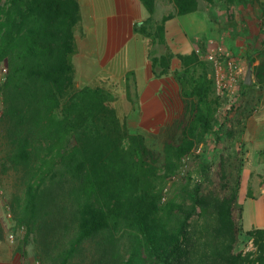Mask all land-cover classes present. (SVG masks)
<instances>
[{"label":"trees","instance_id":"16d2710c","mask_svg":"<svg viewBox=\"0 0 264 264\" xmlns=\"http://www.w3.org/2000/svg\"><path fill=\"white\" fill-rule=\"evenodd\" d=\"M141 1L150 17L134 30L164 49L160 56L150 50V57L154 75H167L173 55L165 23L174 14L154 20L158 0ZM172 2L178 15L200 9V0ZM81 12L79 0H0V66L7 67L0 95L8 113L22 117L7 139L1 130L0 172L12 171L9 205L13 233L24 230L22 256L32 242L38 264H264V227L245 231L255 249L238 250L244 160L227 173L221 161L213 173L212 161L196 152L207 135L219 142L236 112L243 121L254 112L251 90L264 87V75L252 84L241 80L226 101L215 93L197 38L196 49L179 55L181 66L173 71L179 115L161 126L130 125L134 70L121 75L122 95L113 73L103 71L98 84L96 69H89L76 80ZM109 79L116 83L108 85ZM210 182L218 193L205 190ZM199 217L201 228L194 224Z\"/></svg>","mask_w":264,"mask_h":264},{"label":"crops","instance_id":"0c3cea01","mask_svg":"<svg viewBox=\"0 0 264 264\" xmlns=\"http://www.w3.org/2000/svg\"><path fill=\"white\" fill-rule=\"evenodd\" d=\"M79 1L82 10V34L79 36V52L74 64L84 65L82 61H86L87 64L93 60L95 64L110 65L112 62L111 65H127L125 70L135 71L138 91L135 101L140 99L145 105L151 101L161 104L159 115L164 114V99H162L160 91L170 86L171 81L174 80L173 71L181 66L179 55L192 53L196 49L195 40L197 38L206 34H214L217 27L221 30L223 28L221 23L223 21H216L208 10L209 8L199 9L197 12L187 15H178L172 0H165L166 4L162 2L163 0H158L153 15L154 20H161L164 15L169 13H173L174 16L165 23L166 49L170 50L173 55L172 68L169 74L157 77L153 73L150 50H155L153 51L154 56H160L164 50H157V47L161 46L160 44L156 43L151 46L150 38L134 30V25L137 22L150 17V13L141 0ZM260 3L264 8V0H260ZM262 19L264 18L262 17ZM262 19L252 22L254 30H251V36H255L256 39H258L256 35L261 34V31L264 30ZM228 24L230 23L228 22ZM111 39L115 40L111 41ZM118 39H120V43ZM113 44L120 47L116 54L113 49H108V47L112 48ZM254 47L255 49L249 53V56L259 55V57L252 65H262L260 70L264 75V37L257 40ZM240 52L242 56L247 54L245 48H242ZM254 53L256 55H253ZM253 82H256L254 75ZM254 92L251 93L252 98ZM255 101H257L256 109L246 119L240 146L244 165L240 172L238 202L244 208L241 221L244 231L253 227H264V87L256 91ZM144 111L146 112L145 116L150 117L147 105L144 107ZM153 115L155 116V114ZM261 178H263V182H260ZM251 182H254L252 190ZM244 190H246L245 194H243ZM253 190L254 196L247 195V192ZM246 214H249V219L248 226L244 228L243 222L246 223L247 219L244 220ZM13 226L14 222L0 221V264H11V261L17 260V258L19 259L18 264H37L33 251L27 250L25 257L20 251L11 254L9 237L13 235Z\"/></svg>","mask_w":264,"mask_h":264},{"label":"rangeland","instance_id":"374dc122","mask_svg":"<svg viewBox=\"0 0 264 264\" xmlns=\"http://www.w3.org/2000/svg\"><path fill=\"white\" fill-rule=\"evenodd\" d=\"M162 2L166 4L165 0H163ZM199 5H200L199 6L200 9L209 8L208 10H210L212 17L216 21H220V20L223 21L221 22L223 24L222 30L221 28L217 27L216 28L217 31L214 32V34L211 33L210 35L206 34L205 36L199 37L202 40V45H203V50H204L203 53L201 52V55H202L201 57L210 66V77L214 79V67L211 61L208 59L207 40L209 38H215V39L217 38L218 40H220L224 50L227 53H229L230 58L233 59L240 66H242L243 72L240 76V81L245 79L247 69H248L249 59L250 60L253 59L255 62L257 60V57H259V55H256V53L253 54L256 56L251 57L249 56V53L253 51V49H255L254 43H256L257 40L263 39L264 37V30H262V28H261L262 31L260 30L261 34L256 33L257 34L256 36L258 37V39H256L255 36L253 37L251 36L252 35L251 30L252 31L254 30V26H252V22L254 20L259 21L260 19H262V17L264 18V8L263 6H261L262 4L260 3V0H235V2H229L227 0H213L212 2L208 0H200ZM230 7L231 9H233L234 16L231 21H228L229 19L228 15L230 14V10H229ZM258 17H261V18H258ZM227 21L230 24H228ZM261 21H264V19H262ZM113 40L115 39H111V41ZM118 40L120 43V39ZM242 48H245L247 50L246 53L248 55L247 54H245L244 56L241 55L240 51ZM108 49H113L114 54H116L117 50H119L120 47L117 45H114L112 48L108 47ZM158 49H162L161 46H158L157 50ZM76 58H77V54H74L73 56L74 63H76ZM82 63L84 65H76L77 67L76 80L77 81L82 79L81 76L83 75L82 73H84L83 71L87 73L89 69L90 71L91 69H96L98 78L96 79L94 78L93 81H97L99 84V82L102 80L101 78L102 74L106 73V76H110L111 73H113L114 78L116 79V81H118L117 83L122 84L121 89L119 90L120 92L119 94L124 92L123 90H125V87H124V83L122 81L121 75L123 74L124 69H126V65H114L113 64L111 68L106 63L95 64L93 60H91V62L87 64H86V61L85 62L82 61ZM111 64L112 62L110 63V65ZM261 66L253 65V75H254V79L256 80V82L258 81L259 76L262 74L260 70ZM98 67H99V70H98ZM109 69H112V70L108 72ZM6 72H7L6 65H1L0 66V85L4 83L5 81ZM112 81L109 79L108 85H110L111 83H116V81L115 82H112ZM239 84H238V87H239ZM214 88H215L216 95L221 96L217 91L215 81H214ZM129 89H130L129 106L131 107L133 102L138 97V91H137L136 86L133 85L132 81H131V85H129ZM257 90L259 89L252 88L251 91L252 92L255 91L253 93L254 96ZM160 94H161L162 99H164L163 100L164 114L163 115L158 114L161 104H158L157 102L154 103L151 101V102L146 103V105L148 106L149 115H150V117H146L145 116L146 112L144 111V107L146 105L144 102L138 99V101L135 103L136 110L132 111L129 116L130 125H134V124L140 125L145 122L151 121L153 123V126L155 125L161 126L159 122H162V123H165L166 121L169 122L171 119L179 115L182 109V101H181L180 94L178 92L177 82L173 81L172 83L171 81L170 86L166 87L165 89L164 88L161 89ZM224 97L227 99V100L225 99L226 101L229 100L227 96L224 95ZM153 114H155V116ZM233 117H235L233 125L226 124L223 127L224 134L222 133L221 139L219 142H216L213 136L207 135L204 141L200 143L198 150L196 151L203 155L202 161L204 160H207V162L212 161L213 167H212L211 172L213 173L220 170L219 166H220L221 161L224 165L225 173H227L228 169H230L232 166L241 167V159H243V154L240 149L241 135H242L243 125L245 124L244 122H246V120L243 121L242 114L240 112H236ZM21 119L22 117L21 118L13 117L12 114L8 113L6 103H4L3 101V96L0 95V143L1 144L3 143L1 130L4 133H6L5 135V138H6L7 134L11 133L10 130L13 132V130L10 129L11 124L20 123L22 122ZM133 128H136V127H133ZM230 129L234 131V134L232 135L228 134ZM24 163L26 164V168H27L29 166V161L26 159ZM199 163L200 161L197 162L196 164L194 163L192 164L191 172H192L193 177L196 176L198 173V170H199L198 167L200 165ZM187 168H190V166H187L183 170L184 174L187 173V170H188ZM11 172H12L11 170L7 173L6 172L4 173L3 171L0 172V221H6V222L7 221L14 222L12 215H11V211H10V205H9L11 195H12L11 193H12V183H13V178H11L12 177ZM220 178L221 176L219 175V177H217V180L219 181ZM260 182H263V178H261ZM253 184L254 182L250 183L251 190H252ZM169 187L170 186L166 188V191L169 190ZM208 187H210L211 191L218 193L217 190L219 189V187L216 183H213V182L207 183V188H205L206 191L208 190ZM245 191L246 190H244V192L242 191L243 194H245ZM247 195L254 196V190L252 192L251 191L247 192ZM248 217H249V214H246L244 220L245 219L247 220H246V223L243 222L245 224L244 228L248 226V219H249ZM203 223H204V218L202 217H199L198 220L194 221V224L196 225L197 228H201L203 226ZM23 235H24V230H21V231L19 230L18 233L16 234L13 233L12 235L13 237L12 236L9 237V243H10L9 250L11 254H13L12 252L19 253V246H21V239ZM253 249H255V247H254L252 239L247 236L244 230H242V234L240 235V244L238 246V250L247 251V250H253ZM27 250L29 252H32V251L35 252L34 244L32 242H30L27 245ZM18 262H19V259L17 258V260L15 259L14 261H11V264H18ZM38 263L39 262H37V264Z\"/></svg>","mask_w":264,"mask_h":264},{"label":"built area","instance_id":"2783aa9c","mask_svg":"<svg viewBox=\"0 0 264 264\" xmlns=\"http://www.w3.org/2000/svg\"><path fill=\"white\" fill-rule=\"evenodd\" d=\"M207 54L214 67V81L218 93L234 99L238 93L242 66L230 58L217 38L207 40Z\"/></svg>","mask_w":264,"mask_h":264},{"label":"water","instance_id":"95a60500","mask_svg":"<svg viewBox=\"0 0 264 264\" xmlns=\"http://www.w3.org/2000/svg\"><path fill=\"white\" fill-rule=\"evenodd\" d=\"M246 84H252L253 83V65L252 63H249L247 73L244 79Z\"/></svg>","mask_w":264,"mask_h":264}]
</instances>
